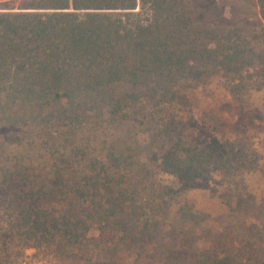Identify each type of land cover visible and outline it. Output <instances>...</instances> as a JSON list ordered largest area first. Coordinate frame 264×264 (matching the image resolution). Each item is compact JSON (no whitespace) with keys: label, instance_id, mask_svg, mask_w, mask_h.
I'll return each instance as SVG.
<instances>
[{"label":"trees","instance_id":"obj_1","mask_svg":"<svg viewBox=\"0 0 264 264\" xmlns=\"http://www.w3.org/2000/svg\"><path fill=\"white\" fill-rule=\"evenodd\" d=\"M15 9L0 12V212H16L34 247L66 256L123 206L161 208L245 166V149L209 132L197 103L212 78L252 59L196 27L190 0Z\"/></svg>","mask_w":264,"mask_h":264},{"label":"rangeland","instance_id":"obj_2","mask_svg":"<svg viewBox=\"0 0 264 264\" xmlns=\"http://www.w3.org/2000/svg\"><path fill=\"white\" fill-rule=\"evenodd\" d=\"M21 1L0 0V12ZM190 6L196 27L227 36L244 54L240 59L246 53L252 59L247 68L212 78L197 103L209 132L245 149V166L225 179L210 175L161 208L123 206L106 224L90 223L66 256L52 244L34 247L16 233V212H0V264H264V0H190ZM67 202L81 212L74 198Z\"/></svg>","mask_w":264,"mask_h":264}]
</instances>
